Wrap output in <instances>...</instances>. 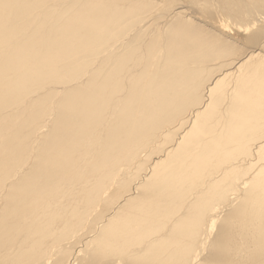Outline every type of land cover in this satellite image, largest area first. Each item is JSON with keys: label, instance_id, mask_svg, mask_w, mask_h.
<instances>
[{"label": "bare ground", "instance_id": "6f19581e", "mask_svg": "<svg viewBox=\"0 0 264 264\" xmlns=\"http://www.w3.org/2000/svg\"><path fill=\"white\" fill-rule=\"evenodd\" d=\"M0 264H264V0H0Z\"/></svg>", "mask_w": 264, "mask_h": 264}]
</instances>
